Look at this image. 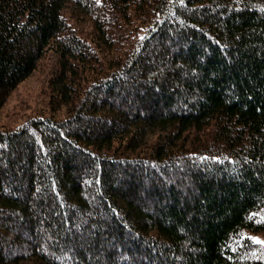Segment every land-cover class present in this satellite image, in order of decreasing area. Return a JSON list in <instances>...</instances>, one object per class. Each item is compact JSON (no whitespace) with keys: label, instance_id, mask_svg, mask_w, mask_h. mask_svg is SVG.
<instances>
[{"label":"trees","instance_id":"1","mask_svg":"<svg viewBox=\"0 0 264 264\" xmlns=\"http://www.w3.org/2000/svg\"><path fill=\"white\" fill-rule=\"evenodd\" d=\"M49 53L0 264H264V0H0V116Z\"/></svg>","mask_w":264,"mask_h":264},{"label":"rangeland","instance_id":"2","mask_svg":"<svg viewBox=\"0 0 264 264\" xmlns=\"http://www.w3.org/2000/svg\"><path fill=\"white\" fill-rule=\"evenodd\" d=\"M56 68V56L47 54L37 70L11 94L0 116V128L16 127L31 116L47 114L48 81ZM255 237L264 241L262 236Z\"/></svg>","mask_w":264,"mask_h":264},{"label":"snow or ice","instance_id":"3","mask_svg":"<svg viewBox=\"0 0 264 264\" xmlns=\"http://www.w3.org/2000/svg\"><path fill=\"white\" fill-rule=\"evenodd\" d=\"M254 215H256V214H254ZM259 222L261 224H264V213L259 214ZM245 239L251 241L254 244L260 245V247L262 249H264V241H261L258 237L246 236ZM238 243H239V241H238Z\"/></svg>","mask_w":264,"mask_h":264}]
</instances>
